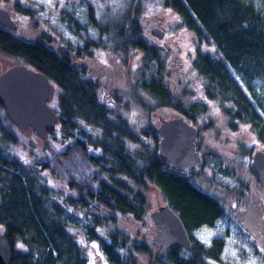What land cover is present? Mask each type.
<instances>
[{
    "label": "trees",
    "instance_id": "obj_1",
    "mask_svg": "<svg viewBox=\"0 0 264 264\" xmlns=\"http://www.w3.org/2000/svg\"><path fill=\"white\" fill-rule=\"evenodd\" d=\"M165 5L194 35L197 49L192 64L203 90L197 101L174 96L165 83L164 61L142 37L137 17L127 23L130 35L122 34L121 29L127 28L124 23H97L92 8H87L90 23L70 27L73 34L75 27L91 26L115 42L119 52L133 48L144 54L140 74L128 84L135 93L134 107L150 118L161 123L180 115L195 126L206 114L208 102H215L226 109L228 119L236 120L233 130H238L236 123L249 125L264 145V104L247 96L234 75L248 91L254 90V82L264 83V0H166ZM130 10L137 15L131 5ZM26 19L32 20L29 15ZM113 25L120 31L118 42L109 30ZM96 41L87 42L85 50L68 39L67 46L61 43V50L52 47V51L53 40L29 38L20 27L16 32L0 27V52L18 65L42 73L53 84L55 91L48 105L57 113V131L63 132L68 144L55 155L48 149L49 141L36 146L21 143L14 135V125L0 115V153L7 150L4 142L23 149L22 158L10 156L11 150L0 155V226L12 249L11 264H87L86 249L95 252L96 264H146L142 258L151 256L149 247L131 243L129 233L120 230V222L111 212L137 221L149 219L156 209L146 196L152 186L181 217L193 245L190 252L166 251V258L160 256L155 262L228 264L223 258L225 240L217 238L206 246L191 237L192 231L215 228L228 216L220 196L211 188L209 192L197 186L196 173H178L162 161L155 129L141 130L138 126L144 121H137L135 114L133 120L118 113L121 107L109 109L113 103L110 99L103 102V96L110 87L101 76L86 77L76 64L100 44ZM162 109L165 114H157ZM0 110L4 112L1 105ZM202 157V170L216 175L225 172L218 155L205 152ZM223 174L235 177L234 171ZM241 186L237 191L243 190ZM80 227L81 234L73 232L72 228ZM152 232H148L151 239Z\"/></svg>",
    "mask_w": 264,
    "mask_h": 264
},
{
    "label": "rangeland",
    "instance_id": "obj_2",
    "mask_svg": "<svg viewBox=\"0 0 264 264\" xmlns=\"http://www.w3.org/2000/svg\"><path fill=\"white\" fill-rule=\"evenodd\" d=\"M165 3L166 0H1L0 7L12 11L22 28H27L25 32L31 34L29 38L40 40L44 36L53 40L50 46L52 51H55L53 48L61 50V43L67 46L68 39L73 43L76 41L79 48L84 49L87 42L99 41L100 44L92 47L94 49L79 59L80 62L76 61V64L84 70L86 77L87 75L89 78L101 76V81H105V85L110 87L103 96V102L110 99L113 103L109 109L121 107L118 113H123L133 120L135 119L133 114H135L137 121H144L138 128L146 130L148 127L156 129L160 122L153 117L150 118L151 115L145 111L134 107L135 93L128 84H131L130 79L140 74L139 71L145 60L144 54L133 48L128 52H119L115 42L111 43L108 38L105 39L106 36L101 35L99 30H91V26L75 27L73 34L71 27L75 24L87 23L88 12L92 8L97 23L102 25L107 22L116 25L124 23L127 28L121 29L122 34L126 31V34L130 35L131 30L128 29L127 23L130 22L129 19L133 20L132 18L137 17L143 30L142 37L158 50L164 61L167 68L164 73L165 83L171 88L174 96L177 99L197 101L201 98L203 90L200 88L201 78L198 77L192 64L197 49L194 44L195 38L182 26L180 18L167 8ZM130 5L134 7L133 11L137 12V15L130 14ZM87 8H89L88 12ZM27 15L32 20L26 19ZM69 16L72 19L66 21ZM30 23L32 26L29 25ZM113 27L109 30L118 42L120 36L117 31H120L116 30L115 25ZM157 28L165 32L164 39H158L153 35V30ZM16 66H19L17 61L7 58L0 52V76L7 69ZM234 75L247 96L254 97L264 104L263 82H254V90L248 91L241 78L235 73ZM255 104L258 106L257 101ZM223 110L226 111L223 107L220 109L217 103L208 102L206 114L195 126L199 129L201 137L200 139L198 134L196 144L198 151L201 154L213 152L216 156L218 155L223 161L222 167L225 172H217L216 175L211 171L202 170L203 164H199L197 171H191V174L196 173L194 177L199 179L197 186L206 190L211 188V191H215L220 196L222 203L229 210H227L228 216L218 222L215 228L203 226L192 231L191 237L206 246L217 238L225 240L223 258L228 264H264V183L255 175L251 166L255 153L264 152V145L249 125L236 123L238 130H233V121L236 120L228 119ZM261 111L264 116V111ZM157 114L163 115L165 110H158ZM0 115H2L1 110ZM13 131L21 143L28 144L25 138L22 139L20 131L15 126ZM54 135V139H51L47 146H50L48 149L57 155L64 145L68 144L63 132L58 130ZM73 138L71 143L74 144L76 140L74 141ZM0 141L2 142V139ZM33 141L35 140L32 139ZM3 144L7 150L2 151L0 155H8L7 151L11 150L10 156L22 158L23 149H13L5 142ZM227 170L229 173L234 171L235 177H225L223 173H227ZM240 184L243 190L237 191L236 188ZM234 191L242 194L237 196ZM146 196L150 198L149 201L154 208L167 204L157 187L152 186ZM243 197L247 199L246 202L241 199ZM111 214L120 222V226L118 225L120 230L129 233L131 243H144L149 247L151 256L142 258L146 264H158L155 262L156 259L169 251L161 249L150 238L151 235L148 232L152 227L149 219L137 221L132 217H123L119 213L111 212ZM72 230L81 234L83 228H72ZM152 230L154 233V229ZM0 234H3L2 226H0ZM86 252L85 256L89 259L87 264H96L93 260L95 252L87 249ZM211 262L219 264L215 261Z\"/></svg>",
    "mask_w": 264,
    "mask_h": 264
},
{
    "label": "water",
    "instance_id": "obj_3",
    "mask_svg": "<svg viewBox=\"0 0 264 264\" xmlns=\"http://www.w3.org/2000/svg\"><path fill=\"white\" fill-rule=\"evenodd\" d=\"M0 26L16 31L17 23L8 10L0 7ZM153 35L164 39L165 32L157 28ZM55 88L48 78L40 72L19 65L7 69L0 76V105L10 122L19 130H32L45 144L49 135L54 134L59 125V117L48 102ZM159 138V158L168 163L178 173L197 171L202 164V154L197 149L199 130L184 116L164 119L155 129ZM252 167L264 181V152L258 151L253 157ZM152 239L156 245L165 249L192 250V240L181 219L169 204L162 205L149 213ZM12 263V249L8 239L0 234V264Z\"/></svg>",
    "mask_w": 264,
    "mask_h": 264
},
{
    "label": "flooded vegetation",
    "instance_id": "obj_4",
    "mask_svg": "<svg viewBox=\"0 0 264 264\" xmlns=\"http://www.w3.org/2000/svg\"><path fill=\"white\" fill-rule=\"evenodd\" d=\"M2 8V7H1ZM3 9H6V10H8L9 11V13L11 14V17H12V19L17 23V25H18V28L17 29H19V27L22 29V30H24V32L26 31V29H24V28H22V26H21V24L17 21V19L13 16V13H12V11L11 10H9V9H7V8H3ZM152 26V25H151ZM154 26H156V25H154ZM154 26H152V27H154ZM1 27V26H0ZM1 28H3V27H1ZM3 29H5V30H8V29H6V28H3ZM13 32H16V31H13ZM26 33H28V32H26ZM31 34H28V36H30ZM1 112H2V116H3V120H5V121H8L9 119H8V117H7V115H6V113H5V111L3 112L2 110H1ZM17 128V127H16ZM18 129V128H17ZM19 130V129H18ZM20 131V133H21V137H22V139L23 138H25L27 141H28V143H32V144H34L35 146L36 145H40L41 143H43L39 138H38V136H37V134L35 133V132H33L32 130H28L29 132L28 133H24L25 132V130H19ZM54 137H55V135L54 134H51L50 136H49V141L51 140V139H54ZM32 139H34L35 141H33L32 142Z\"/></svg>",
    "mask_w": 264,
    "mask_h": 264
},
{
    "label": "bare ground",
    "instance_id": "obj_5",
    "mask_svg": "<svg viewBox=\"0 0 264 264\" xmlns=\"http://www.w3.org/2000/svg\"><path fill=\"white\" fill-rule=\"evenodd\" d=\"M161 248V247H160Z\"/></svg>",
    "mask_w": 264,
    "mask_h": 264
}]
</instances>
